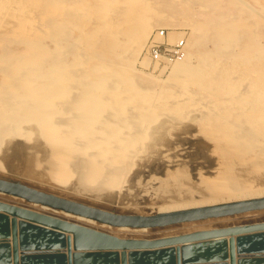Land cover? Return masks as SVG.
<instances>
[{
	"label": "bare ground",
	"instance_id": "6f19581e",
	"mask_svg": "<svg viewBox=\"0 0 264 264\" xmlns=\"http://www.w3.org/2000/svg\"><path fill=\"white\" fill-rule=\"evenodd\" d=\"M219 1L46 0L39 19L30 20V31L19 32L21 43L26 47L20 52L0 54V141L12 131L16 136L21 135L20 127L33 122L50 143L46 169L52 183L64 182L69 173L68 159L75 153H82L87 162L86 171L83 169L86 179L92 181L102 175L104 184L117 185L119 174L116 169L107 168L108 165L121 166L130 159L140 140L146 137V128L156 110L183 111L185 105L188 107L195 102L187 103L195 95L191 88H196L197 94L203 91L204 96L234 92L235 81L231 78L229 60L232 64L236 61L247 64L254 59L259 60V66L262 62L264 65V45L258 40L262 34L255 30V24L264 27V15H251V9L244 17L229 13L232 8L237 13L246 9L249 6L247 0H227V6ZM256 1L264 11V0ZM158 25L189 27L184 58L170 64L166 81L151 73H142L140 79L135 78L133 64L150 31ZM208 41L213 48L200 50ZM147 62V57L140 61L142 65ZM257 77L262 83L260 87H254L250 99H245L249 102L221 104L218 101L215 106L207 107L202 117L196 120L198 133L190 123H185L184 131L176 133L174 140H167L165 135L160 137L163 145L183 149L182 158L187 159L189 174L180 185L165 190L162 196L167 195V198H160L161 203L150 215L264 198V68L258 69ZM178 92L180 95L185 93L188 99L164 104L157 102L164 101L168 94L179 98ZM229 98L233 101L234 97ZM209 105L206 103L205 106ZM24 133H28V129ZM164 166L159 156L151 172L159 173ZM0 178L41 189L1 174ZM52 188H47L46 193L67 199L62 192ZM13 196L23 200H11ZM73 199L115 214L140 215ZM0 204L119 239H137L124 238L128 233L122 232L123 228H150L111 225L4 191H0ZM13 219L18 224L19 247L25 238L35 237L39 247L27 248L29 252L32 249V252L40 253L62 252L70 264L89 260L88 256L92 255H99L106 261L111 258L120 261L123 251L131 264L157 254L177 255L203 248L212 252L221 249L229 261L230 239L234 242L235 253L255 251L252 255L264 259L263 228L155 248L77 251L73 246L72 232L14 218L0 210V230L5 231L0 239L6 240L10 249L13 248L10 231ZM263 224L264 208H254L167 224L174 228L158 238L137 240L157 241L200 231ZM8 256L6 264H14L13 250ZM21 258L18 256V264L23 263L24 257ZM217 259L200 264L213 263Z\"/></svg>",
	"mask_w": 264,
	"mask_h": 264
},
{
	"label": "rangeland",
	"instance_id": "374dc122",
	"mask_svg": "<svg viewBox=\"0 0 264 264\" xmlns=\"http://www.w3.org/2000/svg\"><path fill=\"white\" fill-rule=\"evenodd\" d=\"M45 1L46 0H0V54L20 52L26 47L25 44L21 43V33H24L25 30L27 32L30 31V20L32 21V19H39L38 17H40V14L45 8L43 3ZM226 1L227 0H220L219 2L220 4L227 6ZM247 2L249 6L245 7L246 9L238 11L237 13L236 9L232 8L229 13H235V15L244 17L247 16L248 10L251 9V15H264V11L261 9L260 4L256 0H247ZM260 2H262V0H260ZM195 7V13L197 14V6ZM255 30L262 34V36H259L258 40L264 45V27L255 24ZM19 32L21 33L19 34ZM73 33L76 32L74 31ZM156 33L158 34L157 39H155ZM189 35V27H167L165 25H158L154 27L147 36L145 43L140 49L139 55L133 64V76L140 79L142 73H151L157 79L166 81L170 64L175 60H182L184 58ZM180 39H182V43L175 46V42L179 41ZM153 41H158V44H152ZM154 48H159L161 50H159L162 57L160 60L156 61L151 56L150 51ZM165 48L168 49L167 55L163 54ZM212 48V43L208 41L202 46L200 50L203 51ZM144 57L148 58L146 65H142L140 63ZM237 62L239 61H236L233 64L230 60L227 62L232 65L230 66L232 74L231 78L233 81H235V83L233 85L234 92H229L226 95L224 93L222 94V96L225 98H222L221 94H217V96L205 94L206 96H204L203 91L200 92L201 94H197L199 93L196 92L198 90L196 88H191L195 95H193L194 97H191V100L189 98L190 102L187 100V95L184 96L185 93L182 92L181 95L180 92H178L179 98H177V96L174 98L171 96V94H168L167 96H164V101L163 99L157 101L162 104L165 102L173 103L177 102L178 100H187V103L189 104L192 103L191 101L195 102L188 107L185 105V109L180 112H175V110H156V113H154L155 117H153L146 128V137L140 140L138 144L139 146H136L133 155L130 156V159L121 164L119 163L121 166L117 164V168L114 165L113 167L112 165H108L107 168L116 169L115 171L117 174H119L117 175L119 176L117 177V185L104 184L101 180L103 179L102 175L100 178L98 177L92 181L86 179L83 174L87 169V162L86 156L84 154L82 155V153H75L68 159L67 165L69 173L67 175V179L64 182H60V184L56 182L52 183L51 179H49L46 169V158L50 149V143L39 133L38 128L33 122L30 124L25 123L23 127H20L19 130L22 129L21 135L16 136V134L14 135L15 132L13 133L12 131L7 136L5 135L2 137L0 141V166L3 168H0V174L1 176H5L9 179L21 180L32 184V186H38L41 188L40 190L43 191H45L47 188L53 187V190H59L63 193L64 197H67V199L70 198L72 200L73 198H79L84 200L82 201L84 203L91 201V203L104 205L107 208H115L120 210L121 213L134 211V213H138L140 215L153 214L154 210L158 207V204L161 203L160 198H167V195H165V197L162 196L165 193V190H168V188L171 187H177L184 179H186L185 177H187L189 174V165L187 159L182 158L183 151L181 150L183 149H174L170 146L163 145V141H161L160 137L165 135L168 138L167 140L172 141L174 140L175 134L179 133L181 130L184 131L182 128H184V125L188 123L192 125V128L195 127L194 132L196 131L195 133H198L199 129L196 120L202 117L203 111L207 109V107L215 106L216 102L218 101L221 104L247 103L250 100L245 101V99H250L252 97L251 94L253 93L254 87H260L262 82L258 80L257 71L259 68H264L263 62L262 64L260 63V66L259 63H257L259 60L254 61V59H250L247 64L245 62V64H243L241 61L239 62L240 64L237 65ZM170 87L172 86L170 85ZM174 89V91H176V87ZM161 92L162 91H160V94H164ZM180 96L184 98L182 99ZM230 96L234 97L233 101L230 100ZM241 97L243 99L239 100L238 98ZM206 103L208 105L210 103V105L205 106ZM203 105L204 108L202 107ZM23 128L25 130L28 129V133H24L25 130H23ZM159 156L163 159L165 166L161 172L155 174L151 172V169ZM125 165L126 167L124 168ZM191 179L193 180L194 177L191 176ZM45 192L48 191L46 190ZM17 198L19 197L15 196L14 198L13 196L11 200H23L22 198V200ZM170 226L171 225H167L165 227H150L147 229H131L127 227L121 229V231H127L126 233H128V236H124V238L137 237V239H155L161 236L163 232L170 231L174 228ZM180 234L182 233H177V235ZM6 242V240L0 239V246L6 248ZM10 250L12 252L13 248L8 249L9 254ZM27 253L28 252H23L20 247L17 250V254H19V256L25 255ZM226 259L227 257L223 259L224 261L220 260L223 262L217 264H229V261H226Z\"/></svg>",
	"mask_w": 264,
	"mask_h": 264
},
{
	"label": "water",
	"instance_id": "95a60500",
	"mask_svg": "<svg viewBox=\"0 0 264 264\" xmlns=\"http://www.w3.org/2000/svg\"><path fill=\"white\" fill-rule=\"evenodd\" d=\"M0 191H4L9 194H14L17 196L24 197L28 200L40 202L42 204L58 208L64 211L72 212L79 214L85 217H89L101 222L109 223L111 225L117 226H133V227H151V226H163L171 223H177L182 221H190L195 219L220 216L229 213L244 211L254 208H264V198L254 199L236 203H228L217 206H210L204 208L183 210L177 212L169 213H160L155 215H125V214H115L108 212L96 207L88 206L81 202L72 201L66 198L56 196L51 193H46L39 191L35 188L29 187L19 182H11L5 179L0 178ZM0 210L6 211L14 216V218H23L29 221L37 222L49 227L60 229L63 231H69L73 233V246L77 251H102V250H128V249H137V248H155L161 247L164 245L178 244L186 241H199L202 239H207L215 236H225V235H234L240 232L252 231L255 229H264L263 225L257 226H247L243 228H230L222 229L216 231H200L191 233L189 235H182L170 239H163L157 241L149 240H137V239H119L107 234L100 232L88 230L79 226L72 224L64 223L56 219H51L42 215L32 214L14 208L9 205L0 204ZM11 235H13V260L14 264H18L17 250L19 249L18 244V224L16 219H13L11 222ZM3 229L0 230L2 236L4 235ZM6 248L0 246V264H6L9 258V246L6 242ZM39 247L38 239L35 237H27L21 241L20 248L23 252H28L24 257L22 264H45L50 262V264H70L69 260L66 259L64 254L61 252H31L27 248H37ZM205 250L204 248L201 251H185L177 252L180 254H160L152 256L151 258H141L138 261L131 264H200L201 262H212L214 259H217L213 263L207 264H217L223 261L225 258L224 252H221V249L214 250ZM255 251H247L244 253H235V245L233 240L229 241V264H264V259H259L260 256L252 255ZM34 253V254H31ZM37 254V255H35ZM238 256H237V255ZM251 254L250 256H246ZM215 255V256H214ZM236 256L238 258H236ZM89 260H77L71 264H128L127 256L124 251L121 253L120 261L117 259L103 260L99 255L88 256ZM238 259V260H237Z\"/></svg>",
	"mask_w": 264,
	"mask_h": 264
},
{
	"label": "built area",
	"instance_id": "2783aa9c",
	"mask_svg": "<svg viewBox=\"0 0 264 264\" xmlns=\"http://www.w3.org/2000/svg\"><path fill=\"white\" fill-rule=\"evenodd\" d=\"M158 38V34L156 33V35H155V39H157ZM176 43V45L175 46H177L178 44H180V43H182V39H180L179 41H176L175 42ZM152 44H158V41H153L152 42ZM169 45H171V44H169ZM170 48V47H169ZM160 49L159 48H157V49H152L151 51H150V54H151V56L153 57V59H155L156 61L157 60H160L162 57H161V54H160V51H159ZM167 52H168V49L167 48H165V50L163 51V54L164 55H167ZM154 60V61H155Z\"/></svg>",
	"mask_w": 264,
	"mask_h": 264
}]
</instances>
